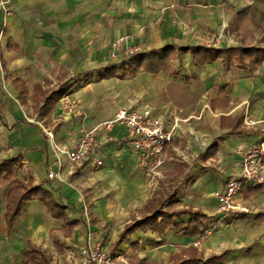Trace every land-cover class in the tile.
<instances>
[{
    "label": "crops",
    "instance_id": "obj_1",
    "mask_svg": "<svg viewBox=\"0 0 264 264\" xmlns=\"http://www.w3.org/2000/svg\"><path fill=\"white\" fill-rule=\"evenodd\" d=\"M9 3L0 39V264H20L28 246L52 264H75L83 205L117 264H264V186L242 188L249 214L237 219L220 213L215 197L240 172L238 146L264 140V0ZM132 48L137 55L127 56ZM63 96L76 103L69 112ZM140 107L177 123L155 175L138 168L116 124L94 134L100 167L91 157L66 184L47 178L54 156L43 129L71 149L82 130ZM14 181L37 191L9 221Z\"/></svg>",
    "mask_w": 264,
    "mask_h": 264
},
{
    "label": "built area",
    "instance_id": "obj_2",
    "mask_svg": "<svg viewBox=\"0 0 264 264\" xmlns=\"http://www.w3.org/2000/svg\"><path fill=\"white\" fill-rule=\"evenodd\" d=\"M228 2H240L249 4V0H227ZM12 15L9 0H0V39L6 26V20ZM127 37H121L112 45L110 57L117 58L115 50L127 42ZM137 49H128L127 56L137 55ZM76 103L63 96L59 100L60 110L69 112L75 108ZM170 116V115H169ZM246 126L252 127L256 122L249 119L246 114L243 118ZM120 124L126 127V143L137 155V166L146 175L153 176L163 165L165 147L175 137L177 123H167L161 116L152 113L148 107H140L131 110H118L111 120L102 122L92 130H82L73 148L67 149L58 145L51 132H43L53 153L54 159L47 172L49 180H56L61 184L68 183L67 177L72 175L75 168L93 157L96 167L101 166V161L94 157L97 142L94 134L99 131H108L114 125ZM237 154L240 159V172L236 178L226 182L224 188L215 195L218 211L237 219L243 214H249V209L237 198L244 186H264V140L258 144L242 149L238 146ZM67 160V173L62 171L63 158ZM82 218L86 225L84 245L79 251L77 264H117L103 247L97 232L90 229V218L88 208L83 205Z\"/></svg>",
    "mask_w": 264,
    "mask_h": 264
},
{
    "label": "trees",
    "instance_id": "obj_3",
    "mask_svg": "<svg viewBox=\"0 0 264 264\" xmlns=\"http://www.w3.org/2000/svg\"><path fill=\"white\" fill-rule=\"evenodd\" d=\"M5 164L0 165V171L4 167ZM37 190L34 189H26L21 183L14 181L9 184V189L5 194V197L8 200V207H7V217L9 218V221H13L19 214L20 210L23 206V203L28 201V199L36 193ZM40 200L50 209H54L57 206L53 204V201L50 200L49 197H47L46 194L42 193ZM192 215V221L194 223L199 222L203 217H201L199 214H191ZM199 225V224H198ZM201 226V225H200ZM200 226H196L195 229H198ZM199 230V229H198ZM130 232V230H126V232ZM23 256L25 260L23 261V264H50L49 258L45 256L39 249L28 246L23 251ZM197 263V259H188L186 261H180L176 264H194Z\"/></svg>",
    "mask_w": 264,
    "mask_h": 264
},
{
    "label": "rangeland",
    "instance_id": "obj_4",
    "mask_svg": "<svg viewBox=\"0 0 264 264\" xmlns=\"http://www.w3.org/2000/svg\"><path fill=\"white\" fill-rule=\"evenodd\" d=\"M22 259H23V258H22ZM23 261H24V260H21L20 264H23ZM50 262H51L50 264H52V261H50ZM77 262H78V260H76L75 264H77Z\"/></svg>",
    "mask_w": 264,
    "mask_h": 264
}]
</instances>
